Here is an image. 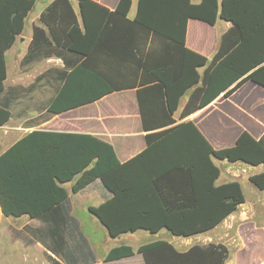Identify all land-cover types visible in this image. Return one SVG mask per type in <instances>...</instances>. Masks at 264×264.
<instances>
[{"label": "trees", "instance_id": "16d2710c", "mask_svg": "<svg viewBox=\"0 0 264 264\" xmlns=\"http://www.w3.org/2000/svg\"><path fill=\"white\" fill-rule=\"evenodd\" d=\"M76 1L77 10L71 0H52L32 26L29 52L37 58L59 57L65 67L54 71L60 84L49 110L60 112L114 90L136 88L146 147L120 162L109 143L92 135L32 132L15 144L20 163L13 171L35 169L29 175L39 176L41 170L60 182L78 175L73 192L99 178L112 196L88 210L112 238L140 229L152 234L164 229L179 237L212 230L245 200L239 181L217 183L220 169L214 159L264 166V132L255 139L244 130L232 146L214 148L193 121L176 123L174 114L183 119L248 80L264 87V0H137L131 19V0H119L112 11L94 0ZM35 2L0 0V94L5 52L23 31ZM189 18L231 23L212 57L185 45ZM9 118V110L0 106V125ZM30 149L34 153H25ZM249 181L264 190V171ZM58 190L62 200L66 191ZM5 195L1 189L5 214L37 216L51 208L14 207ZM133 252L121 244L105 260ZM137 252L145 264H226L229 256L222 243L179 250L165 239L144 243Z\"/></svg>", "mask_w": 264, "mask_h": 264}, {"label": "crops", "instance_id": "0c3cea01", "mask_svg": "<svg viewBox=\"0 0 264 264\" xmlns=\"http://www.w3.org/2000/svg\"><path fill=\"white\" fill-rule=\"evenodd\" d=\"M51 1L47 0L42 9L33 14L29 31L25 34L26 21L32 12L27 14L23 31L6 50V79L0 94V106L6 107L10 112L9 120L0 125V190L6 191V203L14 207L41 205L51 208L37 216L26 212L5 214L0 200V264H145L143 255L137 252V248L157 239H165L177 249L185 250L194 244L192 239L182 241L177 238L179 236L168 238V231L164 229L154 234L140 229L116 238L110 237L98 218L88 210L89 206L99 205L112 196L99 178L73 192L71 187L78 175L60 182L56 178H47L45 171L41 170H38L39 176L29 175V172L36 174L35 169L27 171L22 168L21 171H13V166L20 163L15 144L32 132L92 135L109 143L120 162L127 161L146 147L147 131L142 127L136 88L114 90L96 100L60 112L49 110L50 101L60 84L55 79L54 71L64 70L65 67L56 56L40 54L37 58L35 51L29 52V45L32 40V26L39 24L40 13ZM71 1L77 10V1ZM94 1L110 11L115 10L119 2ZM136 3L137 0H131L127 13L129 19L135 14ZM230 25V22L220 18L213 25L189 18L185 45L210 58L216 52L221 34ZM199 71L202 72V69ZM46 74L52 76L54 86L42 81ZM37 77L41 79L37 81ZM185 99H181L180 109ZM177 114L178 111L174 114L176 123L193 121L214 148L232 146L244 130L258 139L264 132V87L248 80L228 97L220 94L209 104L183 119H177ZM153 131L156 130L150 132ZM25 153L34 152L30 149ZM3 155L6 156L3 158ZM214 163L220 169L217 183L233 180L240 184V181L250 182V175L264 171L263 165L252 166L241 161L214 159ZM221 166H224L223 171ZM240 174L241 180L237 178ZM6 178L9 181L3 188ZM58 187L66 191V197L62 200ZM260 191L262 194L255 198L246 200L245 197L244 202L218 225H221L219 235L208 241L226 245L230 254L225 237L228 230L235 225L234 231L239 238L236 253H242L245 257V261L237 260L236 264H264V216L259 218L258 215L259 208L264 210V190ZM95 220L99 222L103 232L99 244L91 241L93 232L100 230L94 223ZM92 222L93 228L92 225H86ZM84 226L91 231L87 232ZM127 234L134 235L127 238ZM121 244L130 246L133 254L105 260L108 251Z\"/></svg>", "mask_w": 264, "mask_h": 264}, {"label": "rangeland", "instance_id": "374dc122", "mask_svg": "<svg viewBox=\"0 0 264 264\" xmlns=\"http://www.w3.org/2000/svg\"><path fill=\"white\" fill-rule=\"evenodd\" d=\"M47 2V0H36L32 10H31V14L29 16V18L27 19L26 21V26H25V30H24V33L27 34L28 31H29V22H30V18L33 16V14H36L39 10L42 9V6L43 4ZM56 61V60H55ZM53 63H56V62H53ZM42 81L46 82V84L48 85H52L54 86L55 85V81L54 79L52 78V76L50 74H46L45 77L42 79ZM221 170L223 171L224 170V166H221ZM241 177L242 175L240 174V177H237L241 180ZM241 182V185L243 187V191H244V195L246 197V200L248 199H252V198H255L257 195H261L262 194V191L258 190L252 183L246 181H240ZM258 215L260 216L259 218H262L264 216V210L262 208H259L258 210ZM86 223V222H84ZM94 223H96L98 225V229L100 230H97L96 232H93V238H91V241L94 243V244H99V240L101 239V236L103 235V232H101V225L99 224L98 221H94ZM93 222L92 223H87L86 225L90 226L92 225L91 228H93ZM85 225V224H84ZM87 226H84L86 231L90 232V228L87 227ZM235 225L233 226L232 229L228 230V232L226 233V239H227V243L229 244V248H230V254L227 258V261H226V264H236L237 260H239L240 262H243L245 261V257L244 255H242V253H236V250L239 248V238H237V235L235 233V229H234ZM220 228H221V225L218 226L216 229L214 230H210L206 233H202V234H199V235H196V236H191V237H177L179 239H181L182 241H185L187 239H192V242L193 243H206L208 241H210L211 239L213 240L214 239V236L215 235H219L220 233ZM223 233V232H222ZM134 234H127L125 235V237L127 236H133ZM167 237L168 238H174L176 236H173L171 235L169 232H167ZM128 238V237H127ZM126 238V239H127ZM99 251V250H98Z\"/></svg>", "mask_w": 264, "mask_h": 264}]
</instances>
